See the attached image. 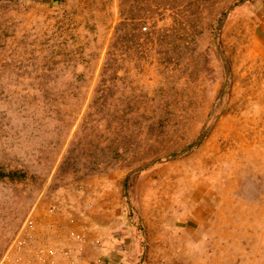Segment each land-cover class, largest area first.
Returning a JSON list of instances; mask_svg holds the SVG:
<instances>
[{"label": "rangeland", "instance_id": "1", "mask_svg": "<svg viewBox=\"0 0 264 264\" xmlns=\"http://www.w3.org/2000/svg\"><path fill=\"white\" fill-rule=\"evenodd\" d=\"M0 264H264V0H0Z\"/></svg>", "mask_w": 264, "mask_h": 264}]
</instances>
